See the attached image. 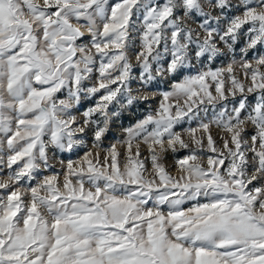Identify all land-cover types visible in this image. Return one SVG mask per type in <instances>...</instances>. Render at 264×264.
I'll list each match as a JSON object with an SVG mask.
<instances>
[{"label":"snow or ice","instance_id":"1","mask_svg":"<svg viewBox=\"0 0 264 264\" xmlns=\"http://www.w3.org/2000/svg\"><path fill=\"white\" fill-rule=\"evenodd\" d=\"M207 6L221 15L231 7L228 0ZM240 7L221 28V16L205 12L201 0H0V264H264V55L246 59L264 45V0H240ZM134 8L143 10L139 30L131 22ZM184 21L198 23L200 31ZM244 25L239 60L233 56L225 68L174 82L159 94L154 112L124 129L125 139L117 141L126 145L122 168L113 144L102 158L86 151L67 161L62 185L58 172L30 183L51 168L49 149L72 151L84 144L86 129L100 149L118 115L109 111L114 101L121 108L147 101L141 92L156 77L192 66V58L212 61L217 41L234 52ZM133 31L140 41L136 94L129 84ZM236 65L247 87L234 75ZM93 73L94 83L86 85ZM82 96L96 103L78 121L73 109ZM205 103L213 105V117L184 129L196 148L176 161L181 175L171 176L163 154L189 147L174 129L185 118L200 119L193 108ZM249 124L254 133L246 131ZM210 125L230 137H221L222 149ZM205 138L212 153L206 157ZM141 143L148 147L151 179ZM186 201L195 203L182 208Z\"/></svg>","mask_w":264,"mask_h":264},{"label":"rangeland","instance_id":"2","mask_svg":"<svg viewBox=\"0 0 264 264\" xmlns=\"http://www.w3.org/2000/svg\"><path fill=\"white\" fill-rule=\"evenodd\" d=\"M116 2H119V0H109V5L116 3ZM157 2L162 3V2H164V0H157ZM201 3H202V6H204L205 12H210L213 17L221 16V20H220V27L221 28H223L225 26L226 18H231L233 16L241 14L240 0H228V3L231 5V7L224 9L223 15H221L220 9L208 7L207 6L208 0H201ZM142 12H143V10L141 9L140 12L137 13V10L134 8L133 9V15L131 17V22H132L133 27L138 29V30L140 29L141 23H142V18H143ZM184 22L188 23L190 27L197 29V31H200L198 23H195L192 21H184ZM213 24H215V20H213ZM248 27H249L248 25H244L243 28L240 30V35L238 37V40L234 44L235 45L234 52H230L226 46H224L222 43L217 41V46L220 49V52H219L218 56L216 58H214L212 61H208V60L206 61L205 58H202L204 60H203V63L200 64V63H197L194 60H192V66H190V67H185L183 69H180L177 73H175L173 75L165 74L163 76L156 77V79L151 82V84H153V85H148L147 90L146 91L142 90V92H141V94L149 95V99L147 101H145V102L137 101L133 105H130L126 108H121L120 105L114 101L112 104L109 105V111L110 112H116V113H118V115L113 116L111 118V122L108 126V130L105 133L104 137H102L100 149H94L92 147V133H91V130L86 129V132L84 134V144L81 146L75 147L72 151L61 152L59 150L49 149L48 155L50 158L49 163L51 165V168L47 171L41 169L37 173V178L32 180L30 183L34 186L44 176L52 175L53 172H58V173H61V175L59 176V182L62 185V183H63L62 173H63L64 169L66 168V162L67 161L71 160L73 162H76L78 160H81L86 151H92L93 156H95V154L97 152H99L100 156L102 158L103 155L105 154L103 149H108L113 144H116V148H117V151L119 153L118 163L122 168L124 166V164L126 163V145H124L123 143H117V141H123L125 139L126 133L124 132V129L133 126L138 120L143 119L144 116L148 112H150V111L154 112L158 108L160 100H161V96L159 94L161 92H164V91H171V85L174 82H178V81L182 80L185 76L194 75V74H196V72L198 70L209 69L207 64L208 65L213 64V66H212L213 68H211V69L215 70V69L225 68L229 63L232 62L233 56H235V58L237 60H239L241 57V49L245 47V42L247 40L246 33H247ZM130 35H131V40H130V44H129L128 56H129V62L133 64V71H132V77L133 78L129 81V84H130L131 89L133 90V94H136L137 90L142 88L140 80H139L140 69L137 65V61H136L135 55H134L135 52L140 50L139 31H133V32H131ZM169 35H170V33H169ZM200 35H201V37H203L204 33L201 31ZM169 47H171L170 44H169ZM160 50L163 51L162 47ZM260 55H264V45H257V47L255 49L249 50L246 59H248L250 62H253V57L260 56ZM169 59H170V55H166L163 57V59H161L160 64L163 68L167 67V61ZM234 69H235L234 75H236L241 80V82L245 84V87H247L249 84V81H246L244 79V77L242 75V70L240 69V67L238 65H236V66H234ZM95 76H96V73H93L92 79L85 81V84L86 85L93 84L95 81ZM160 85L162 87H160ZM112 87H116V85H112ZM213 94L215 95L214 90H213ZM97 95H99V94H97ZM58 96H60V98H63V96L61 94H58ZM239 98L240 97H239V93H238L237 99H239ZM118 99H121L119 94H118ZM231 100H232V97H229V101H231ZM248 101H249V103H254L255 102V94H249L248 95ZM95 103H96V97L82 96V99H81L79 105L73 109V115H75L77 117L78 121H81L83 119L81 114L84 111H86L89 107L93 106ZM181 103H183V102L181 101ZM131 107L133 108V110H131ZM231 107H232V104L228 103L229 110L231 109ZM204 108H207V110H208L206 113L204 111L199 110V109H204ZM216 108L217 109L219 108V104L216 105ZM193 113H196L200 119L194 118L192 121H188L187 118H185L183 123L180 125H177L174 129L175 131L180 132L182 134L183 139L188 143L189 147L187 149H180L179 147H177V151H175V152L168 151V152L163 154L162 159L160 161L163 164V166L165 167L166 171L171 176H174V177H179L181 175V173L179 171H177L176 161L178 159L183 158L191 150L196 148V146L192 144L188 134L186 132H184V129H187V128H194L195 129L198 127L200 120H203L204 122H208L209 120H211L213 117V105H210L207 103H205L203 105L197 104L193 108ZM123 114H124V116H127L126 118H123V120H125V119L130 120L128 125H125V126L121 125L122 124L121 123V119H122L121 116L123 117ZM136 114L138 116V119L133 121V118ZM93 118L97 119L98 117L94 116ZM209 131H210L213 139L216 141L218 149H222V147H223V145L221 143V137L230 139V137H228L225 132L218 129L215 125H210ZM246 131L248 133H254V130L250 124L247 126ZM202 134H203L202 130H199L195 133L197 138H199ZM135 148H136V145H133V150H135ZM139 148H140V159L144 162L145 166L148 168V172L145 173V176H146V178L151 179L152 178V168H151V162L149 159L148 147H147V145L141 143L139 145ZM204 148H205V151L203 152L204 157H206L208 155H212V153H210L206 150L207 149L206 138L204 140ZM196 150L199 151V149H196ZM62 160L65 161V164H63V165L60 163V161H62ZM201 163L206 165V159H203L201 161ZM16 167H17L16 165L13 166V168H16ZM6 172H7V169H5V173ZM2 175H3V173H0V176H2ZM24 184H25V187L28 186L27 181H25ZM257 186H259V185L257 184ZM85 187L87 188L88 185H85ZM250 187H251V185H250ZM3 194H4L3 190H0V195H3ZM201 202H203L202 198H201ZM193 203H195V202L194 201H186L183 205H181V207L187 208V207H190ZM149 206H151V202H150Z\"/></svg>","mask_w":264,"mask_h":264},{"label":"trees","instance_id":"3","mask_svg":"<svg viewBox=\"0 0 264 264\" xmlns=\"http://www.w3.org/2000/svg\"><path fill=\"white\" fill-rule=\"evenodd\" d=\"M196 20H201V18L200 17H196ZM235 48V45L233 46V49ZM249 52V51H248ZM192 60H194L195 61V59L194 58H192ZM202 60H204V59H202ZM206 61H207V59H205ZM196 62V61H195ZM206 63V62H205ZM197 64V63H196ZM201 64V63H200ZM207 64V63H206ZM207 66L209 67V68H213L212 66H213V64H207ZM149 85H153V84H149ZM160 87H162L161 85H160ZM131 110H133V108L131 107ZM127 116H124V114H123V117L121 116V125H128V123L130 122V120L129 119H125V120H123V118H126ZM136 119H138V116H137V114L134 116V118H133V121L134 120H136Z\"/></svg>","mask_w":264,"mask_h":264}]
</instances>
